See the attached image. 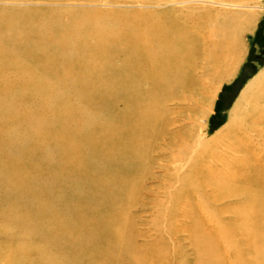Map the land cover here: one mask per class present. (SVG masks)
<instances>
[{
    "label": "bare ground",
    "instance_id": "obj_1",
    "mask_svg": "<svg viewBox=\"0 0 264 264\" xmlns=\"http://www.w3.org/2000/svg\"><path fill=\"white\" fill-rule=\"evenodd\" d=\"M82 2L126 10L75 17L0 7V264H182L179 248L171 249L177 234L189 237L197 264H264L260 162L244 165L243 156L231 171L213 151L230 141L232 153L242 152L238 138L249 129L240 120L256 109L259 92L264 98V81L247 87L222 131L204 137L215 75H229L252 11L263 7L247 0ZM79 74L86 82L72 80ZM257 145L264 154V143ZM200 153L211 161L193 160ZM169 156L174 169L212 171L193 189L197 203L188 191L166 234L140 245L132 209L143 180L156 178L153 169L164 167L158 160ZM218 161L224 168L212 165ZM184 177L192 180L175 172L171 184ZM166 224L159 216L149 230Z\"/></svg>",
    "mask_w": 264,
    "mask_h": 264
},
{
    "label": "rangeland",
    "instance_id": "obj_2",
    "mask_svg": "<svg viewBox=\"0 0 264 264\" xmlns=\"http://www.w3.org/2000/svg\"><path fill=\"white\" fill-rule=\"evenodd\" d=\"M2 2L5 3L4 0H0V7L8 8L10 10H22V11L27 10V11H44V12L73 11L75 17H77V12L78 13L86 12L88 10H102V11L126 10V9H120L119 7L116 8V7L88 6L83 4L82 0H62V2H46L45 0H30V1L18 2V0H9V2L14 3L13 5H8V4L5 5ZM247 2H249L253 6L263 7V9L252 11L253 13L251 14L253 16L251 22L252 26L250 25L249 27L250 29L249 28L246 29V33L244 34L241 55H240L241 58L233 62L234 64L231 68V71L229 72V75L225 74V72H223L221 75L220 73L218 75L217 74L215 75V78L217 80L216 81L217 91L213 100L212 107L210 110H208L204 120V123L206 125V127L204 128V137L206 140L211 139L213 136H215L217 133L222 131L229 124L231 111L237 106L243 92L246 91L247 87L250 86V84L258 86L259 82L264 81V0H247ZM248 63H252L257 67V73L249 77L245 76L242 72L243 65ZM71 78L72 80L74 79L80 81V84L81 82H86V77L81 76V74H79V77H71ZM93 79L95 80V78ZM110 82L111 84H113V80H110ZM258 94L259 97L258 96L257 97L259 98V103L257 102V104L254 105L255 107L257 106L256 109L254 108L251 110L249 108L251 112H249L244 119L240 120V124L241 123L243 124L242 128H244L246 131H248L247 129H249V133L247 135L244 136L242 134L243 137L238 138L239 139L238 146L242 149V152L237 154L232 153L229 147L227 148V145L229 144L230 141L227 142L226 149L224 146L222 150L220 149L213 150L217 154H219L218 152H222L221 153L222 158L224 161L230 164L228 169H231V171L235 170V159L242 158L243 156H245L246 163H244V165L246 164L249 166H253L255 165V160L253 158L258 159V161L260 162L259 164L261 168L260 170L264 175V154L262 153L258 154L257 152V150L259 149L257 143L259 141L264 143V134H262L264 133V110H263L264 98L261 97L260 92ZM63 111L64 110H61L58 113L60 112L62 113ZM245 112L246 111H244L243 114ZM58 117L63 118L60 121V123L63 122L64 113H62ZM57 120L60 119L57 118ZM254 122L256 125L254 124ZM261 138L263 140H260ZM187 143L189 146H185L186 149L187 148L192 149L195 147L194 143L192 142L190 143L187 142ZM163 144H165V142L161 143V145ZM242 144L244 145L242 146ZM216 145L217 143L214 144L213 148H215ZM249 150H251L250 151L251 154L250 152L249 153L246 152ZM165 154L166 153H164V155ZM204 154L205 155L203 156L201 153L198 154L197 156H195L194 154L193 160L198 161V163H202V165L209 163L211 160H209L208 154L206 153ZM167 156L168 153L166 154L165 158ZM174 156H176V154H174ZM174 156H169L168 158L169 160L167 159L166 161L158 160V162L161 163L164 162L163 163L164 167L160 169H156V168L153 169L154 177L156 176V178H154L153 180L152 178L147 179L145 181L143 180L139 206H136L134 209H132V215L135 217L134 219L136 225L141 233L140 234L141 236L138 237V243L140 245H145L148 243L156 244L157 242L156 239L158 238V235H160L161 233L166 234L170 222L174 220H178V218L180 217L179 211L182 208L181 206L185 204V198L186 196L188 197V193H187L188 191H190L192 200L197 203L195 199H197L200 196V194H195L193 189L196 190V188L198 187L202 189V187L199 184L201 182L200 179H202V177L200 178V175L202 174L201 176L203 175L207 176L208 173L212 171L211 169L209 172V170L203 168V166L198 168L197 167L189 168L187 169L186 172L185 169L182 168L177 169L175 167L174 169V164H173L175 161ZM199 156L201 157L199 158ZM186 158L187 155L186 157L184 156L183 159ZM184 163L186 162L183 161L181 164ZM220 164L222 163L219 161L216 164L212 163L214 167H219ZM222 165H220V167L224 168V165L223 166ZM175 172H178L180 176H182L183 174L186 177L190 176L192 177V180L196 178L199 179L198 185L197 184L193 185L192 180H187V178L185 177L184 178L186 180L184 182L181 181L180 184L174 182L173 184H171V180L173 179L172 177ZM203 192L207 193V191H203ZM22 205L25 206L26 204H22ZM160 211L162 212L160 213ZM185 211H187V208H185ZM156 213L162 218V220H164L165 224L167 221L166 227H164L163 230L161 229V231L158 232L159 234L157 232L149 230V228L153 225V222L159 217ZM172 238L174 239L175 243L173 245L170 244L172 247L171 249L177 250L176 248L177 246L180 252L177 260L182 264L184 263V261L186 264H197L196 253L194 252L191 246L189 237H187V235L184 236V234L183 235L177 234V236L175 237L173 236ZM169 241L171 240L169 239Z\"/></svg>",
    "mask_w": 264,
    "mask_h": 264
},
{
    "label": "water",
    "instance_id": "obj_3",
    "mask_svg": "<svg viewBox=\"0 0 264 264\" xmlns=\"http://www.w3.org/2000/svg\"><path fill=\"white\" fill-rule=\"evenodd\" d=\"M255 70H256V67L252 63L245 64L242 67V72L245 76L253 74Z\"/></svg>",
    "mask_w": 264,
    "mask_h": 264
}]
</instances>
